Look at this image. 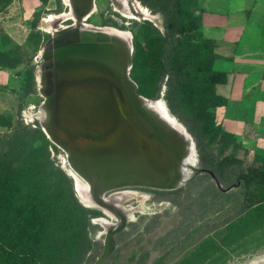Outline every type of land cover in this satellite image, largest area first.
<instances>
[{
  "label": "rangeland",
  "instance_id": "rangeland-1",
  "mask_svg": "<svg viewBox=\"0 0 264 264\" xmlns=\"http://www.w3.org/2000/svg\"><path fill=\"white\" fill-rule=\"evenodd\" d=\"M11 3V0H0V17H3L2 23H5L7 32L0 26V52L11 60L10 63H0V67L6 66L0 70V160L20 162L26 157H34L41 163L50 162L70 180L74 190L66 155L49 141L45 144L37 134L31 135L24 130L25 127L39 129L45 136L38 118H34L44 103L39 94L38 74L43 63L42 51L51 38L50 34L41 30V21L68 10L63 0H48L40 11L42 14L37 28L30 30L31 21L27 23L28 28L24 27L20 3L10 6ZM140 3L147 9L149 20L125 19L115 12L110 0H96V12L86 23L129 35L133 48L129 80L139 96L147 100L161 97L167 107V78L162 80L161 77L165 43L163 19L158 13L159 0H142ZM69 25L70 21L63 24ZM29 72L33 73V81H27ZM173 102L181 115L191 117V113L178 101ZM24 138L30 140V145H17V140ZM230 142V138L223 144L208 142L205 150L216 159L235 154L244 161L245 170L251 162ZM203 169L199 163L191 180L175 191L132 189L147 196L148 200L141 204L133 222L115 236V249L106 264H180L211 240L225 251L223 264H264V249L248 248L256 242H242L247 246H240L241 242L230 243L229 247H225L222 240L223 231L232 226L245 200L244 188L238 180V168L231 167L222 181L218 180L221 189ZM75 196L77 198L76 193ZM136 205L135 201H131L126 206L132 208ZM90 210L99 214L98 218L109 220L99 210ZM91 222L94 229L90 237L97 246L91 248L85 264H94L103 252V229L94 225L93 220Z\"/></svg>",
  "mask_w": 264,
  "mask_h": 264
},
{
  "label": "trees",
  "instance_id": "trees-1",
  "mask_svg": "<svg viewBox=\"0 0 264 264\" xmlns=\"http://www.w3.org/2000/svg\"><path fill=\"white\" fill-rule=\"evenodd\" d=\"M39 1L43 7L48 3ZM158 13L164 29L161 77L167 78V108L194 139L203 170L212 172L221 182L228 169L238 168L246 204L240 211L256 210L250 219L224 230L222 240L225 247L247 242L240 239L264 221L259 217L264 214V160L256 159L244 170V161L235 154L216 159L206 152V143L223 144L229 138L230 145L241 149L236 139L216 123V109L227 104L217 95L216 87L227 83V75L213 69L216 45L200 33L203 10L198 0H159ZM41 14H33L30 30L37 28ZM10 61L0 52V63ZM5 68L1 66L0 70ZM27 81H33L32 72ZM174 100L191 113L190 118L174 108ZM24 130L49 143L39 129ZM17 141L20 146L30 145L28 138ZM98 217L80 204L70 180L50 162L41 163L34 157L20 162L0 160V264H85L91 248L97 246L90 233L94 229L91 221ZM224 256L225 251L211 240L180 264H223Z\"/></svg>",
  "mask_w": 264,
  "mask_h": 264
},
{
  "label": "water",
  "instance_id": "water-1",
  "mask_svg": "<svg viewBox=\"0 0 264 264\" xmlns=\"http://www.w3.org/2000/svg\"><path fill=\"white\" fill-rule=\"evenodd\" d=\"M109 33L82 31L80 25L71 24L51 35L42 51L38 78L39 94L44 99L42 108L48 116L45 124L38 122L47 140L66 155L68 162L89 165L126 142L135 149L136 160L154 165L156 169L151 168L152 171L160 172L152 176L158 190L175 191L182 183L175 185L179 177L175 160L178 153L164 133L168 128L163 118L151 112L148 100L136 93L128 78L132 67L131 39L126 48ZM102 50L113 55L103 54ZM116 55L124 57L123 65H119ZM171 120L178 126L173 128L181 129L187 143L190 141L195 149V141L185 127L175 118ZM197 160L200 163L198 154ZM204 173L221 189L212 172ZM74 191L78 192L77 181ZM105 193L98 200L94 198L98 202L95 205L102 209L99 211L109 220L122 217L104 202ZM101 220L106 219H93L94 225L103 228L104 236L103 252L94 264H106L115 249V236L128 224L122 221L107 232Z\"/></svg>",
  "mask_w": 264,
  "mask_h": 264
},
{
  "label": "crops",
  "instance_id": "crops-1",
  "mask_svg": "<svg viewBox=\"0 0 264 264\" xmlns=\"http://www.w3.org/2000/svg\"><path fill=\"white\" fill-rule=\"evenodd\" d=\"M11 1L10 6L20 3L26 28L43 8L39 0ZM198 7L203 10L200 33L216 45L213 69L227 75V83L216 87L227 101L216 109V123L236 139L251 166L256 159L264 160V0H198ZM254 210L240 211L231 224L252 217ZM259 217L264 219V214ZM240 240L256 242L249 249H264V221Z\"/></svg>",
  "mask_w": 264,
  "mask_h": 264
},
{
  "label": "bare ground",
  "instance_id": "bare-ground-1",
  "mask_svg": "<svg viewBox=\"0 0 264 264\" xmlns=\"http://www.w3.org/2000/svg\"><path fill=\"white\" fill-rule=\"evenodd\" d=\"M110 1L115 12L119 13L125 19L138 20V18L141 17V19L149 20L150 18L146 11L140 9V4L137 0ZM95 2L96 0H63L68 11L42 20L41 30L47 34L53 35L66 28L67 26H63V24L70 21L71 24L75 26L80 25V30L82 31L86 30L88 32H98L102 34H108L110 32L115 38L121 40L123 46L128 48L129 35L127 33H118L108 28L102 29L87 25V19L96 12ZM102 53L113 55L112 52L106 50H102ZM115 59L118 61L119 65H123L124 57L117 56ZM141 100L145 104L146 101L143 99ZM147 103L153 108L151 112L154 113L156 117L163 118V122L165 126H167L166 129L168 128L164 133L174 144L175 153H178L175 160L179 177L175 181V185L182 183L181 187H183L191 180L194 175L193 170L199 165L196 148L193 149L190 141L187 143L186 136L182 133L181 129L173 128V126H178L176 122H174L175 120H171L174 117L168 112L161 97L157 99V102L152 103L148 100L146 104ZM47 116L48 114L46 111L41 108L34 118H38V121L45 124ZM134 155L135 149L124 142L120 144L118 148L105 153L89 165L66 161L71 179L77 181L78 192H76V194L81 204L102 211L100 207L95 205L96 203L98 204L95 199L98 200L97 197L101 198L102 193L106 192L104 194V202L111 204L112 209L120 212L122 215V217H118L117 219L111 218L110 221L101 220L104 222V229L107 232L118 226L122 221H126L127 223L133 222L134 215L140 210L141 204H143L145 200H148L147 196L132 191V189L160 191L152 179L153 174L159 175L160 172L158 170L152 171L151 168H154V165L140 162L135 159ZM169 191L170 190L164 192ZM131 201H135L137 205L129 208L126 205L131 203Z\"/></svg>",
  "mask_w": 264,
  "mask_h": 264
},
{
  "label": "flooded vegetation",
  "instance_id": "flooded-vegetation-1",
  "mask_svg": "<svg viewBox=\"0 0 264 264\" xmlns=\"http://www.w3.org/2000/svg\"><path fill=\"white\" fill-rule=\"evenodd\" d=\"M139 4H140V9H141V10H144V11L147 10L146 8H144V7L141 5L140 2H139ZM138 17H139V16H138ZM139 19H141V17H139Z\"/></svg>",
  "mask_w": 264,
  "mask_h": 264
}]
</instances>
